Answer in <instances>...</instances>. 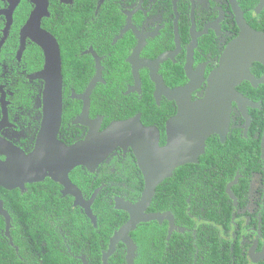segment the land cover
<instances>
[{
    "label": "flooded vegetation",
    "instance_id": "obj_1",
    "mask_svg": "<svg viewBox=\"0 0 264 264\" xmlns=\"http://www.w3.org/2000/svg\"><path fill=\"white\" fill-rule=\"evenodd\" d=\"M37 11L35 22L60 52L56 139L66 146L134 119L166 146L168 124L183 103L204 99L243 29L264 34V0H0V153L10 147L32 154L45 119V55L27 30ZM249 73L250 80L236 86L240 99L231 101L224 140L211 135L197 163L178 167L156 189L144 213L152 219L129 234L133 264H264V65L253 62ZM69 180L95 219L99 198L115 210L116 199L135 205L144 189L130 146L116 147L93 171L76 167ZM23 186L2 188L20 200V206L9 201L10 213L0 199L10 219L7 229L0 216L8 264L16 256L41 264L40 255L28 254L37 246L65 250L66 264H103L108 253L106 264H129L126 244L110 251V239L130 220L127 213L98 261L91 241L97 219L93 224L50 177Z\"/></svg>",
    "mask_w": 264,
    "mask_h": 264
},
{
    "label": "water",
    "instance_id": "obj_2",
    "mask_svg": "<svg viewBox=\"0 0 264 264\" xmlns=\"http://www.w3.org/2000/svg\"><path fill=\"white\" fill-rule=\"evenodd\" d=\"M40 14L37 11L32 16L27 30L31 31L32 40L45 55V66L40 73V77L47 82L44 92L45 119L32 154L24 155L10 147L0 153L7 158L4 162L0 161V187L8 191L22 189L24 183H35L50 177L64 188L63 195L77 199L74 205L85 209L87 217L96 224L89 202H84L80 191L72 186L69 173L79 166L93 171L116 147H132L144 177V189L135 205L115 200V210L127 213L130 220L110 239V251L120 242L126 244L129 249L128 263L133 264L130 255L134 246L129 234L136 230L138 224L152 219L144 213L163 181L171 178L178 167L197 163L211 135H220L224 140L229 128L231 101L240 99L236 86L243 80H250L249 68L253 62L264 65V34L243 29L240 38L226 50L221 67L210 77L204 99L194 104L183 103L178 117L168 124L166 146L160 147L155 130L144 128L139 119L113 123L102 133L92 130L83 142L66 146L56 139L62 114L61 57L55 39L41 30L39 22H35L40 20ZM90 90L91 87L86 97ZM96 195L97 192L91 198V205ZM0 216L5 218L8 229L10 219L1 201ZM109 256L110 253L103 255V264Z\"/></svg>",
    "mask_w": 264,
    "mask_h": 264
},
{
    "label": "trees",
    "instance_id": "obj_3",
    "mask_svg": "<svg viewBox=\"0 0 264 264\" xmlns=\"http://www.w3.org/2000/svg\"><path fill=\"white\" fill-rule=\"evenodd\" d=\"M179 172V171H178ZM51 184V183H50ZM137 184V183H136ZM137 188L142 189V186L136 185ZM157 195L159 194V190H156ZM0 199L5 201L6 209L10 212V209L13 208V204L9 201H12L14 204L20 206V200L15 197V194L4 191L0 187ZM44 201H42L43 203ZM47 203V201H45ZM93 212L97 219V228L93 230V236L91 237V241H94L96 245V258L98 261L100 260V252L101 247L106 246L109 239L113 235V233L118 230L119 227L122 226V223L127 220V214L124 212H118L113 209V206H109L107 201H104L102 198H99L95 203L93 208ZM11 213V212H10ZM47 213H51V210H47ZM73 217V216H72ZM4 227L3 219L0 220V228ZM92 227V225H91ZM135 235V233H134ZM1 239V238H0ZM29 258L38 259V255H40L41 264H66L67 255L65 250L60 252V250H56L53 248H45V246H37L30 247L28 249ZM8 248H4V245L0 242V264H8L9 256L7 255ZM42 252H45V255H42ZM23 260H25L26 256H24V251L20 252ZM11 264H24V261H20L19 258H15ZM33 264V263H31ZM75 264V263H74Z\"/></svg>",
    "mask_w": 264,
    "mask_h": 264
}]
</instances>
